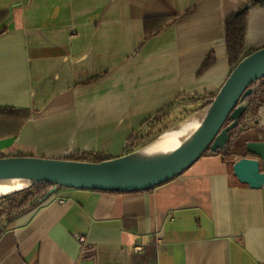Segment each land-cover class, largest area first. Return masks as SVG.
<instances>
[{
	"label": "crops",
	"instance_id": "crops-1",
	"mask_svg": "<svg viewBox=\"0 0 264 264\" xmlns=\"http://www.w3.org/2000/svg\"><path fill=\"white\" fill-rule=\"evenodd\" d=\"M245 5L254 51L264 0H0V154L130 153L152 117L218 91L230 72L224 22ZM256 95L254 126L164 183L57 187L5 223L0 264H264V187L232 175L253 157L245 142L264 140V87Z\"/></svg>",
	"mask_w": 264,
	"mask_h": 264
},
{
	"label": "water",
	"instance_id": "water-1",
	"mask_svg": "<svg viewBox=\"0 0 264 264\" xmlns=\"http://www.w3.org/2000/svg\"><path fill=\"white\" fill-rule=\"evenodd\" d=\"M264 77V46L242 58L229 72L195 133L180 146L160 154L136 157L133 151L101 161H82L28 155L0 157V179H22L27 189L36 183L57 187L92 189L110 192H131L149 189L179 175L205 151L224 148L229 132L244 112L250 85ZM231 122L224 125L226 120ZM244 149L253 157H241L232 163L235 181L252 188L264 187V140L246 141Z\"/></svg>",
	"mask_w": 264,
	"mask_h": 264
},
{
	"label": "trees",
	"instance_id": "trees-1",
	"mask_svg": "<svg viewBox=\"0 0 264 264\" xmlns=\"http://www.w3.org/2000/svg\"><path fill=\"white\" fill-rule=\"evenodd\" d=\"M248 9H249V5L243 6L235 13L229 15L224 22L225 33H226V49L230 64V71L242 58L253 52V51H246L244 47ZM2 29L3 28H0V31ZM210 59L211 58H209V56L206 57V59L201 65V68L209 64ZM210 62H212V59ZM250 87H252V91L246 97L247 105L244 112L239 117L236 126L229 132V140L227 141L225 147L219 148L216 152L225 149L232 142L235 133L237 132V130H240L239 127L243 126L244 121L247 118H249L251 114L254 113L255 108L258 104V96L256 94H259V92H261L262 88L264 87V77L254 81L250 85ZM215 94L209 93V94H203L202 96L194 95L190 99L199 100L201 98H207L208 102L206 105H208L212 101ZM230 122L231 120L227 119L224 125H227ZM231 153L232 152H229L228 154ZM2 156L4 155L0 154V157ZM70 159L82 160V161L87 160V158L83 155H74L70 157ZM52 186L53 185L51 183H46V182L36 183L31 185L27 189L19 190L5 197H1L0 198V233L5 228V223L8 220L13 218L17 214H20L34 207L39 201H41L44 198V196L51 189Z\"/></svg>",
	"mask_w": 264,
	"mask_h": 264
},
{
	"label": "bare ground",
	"instance_id": "bare-ground-1",
	"mask_svg": "<svg viewBox=\"0 0 264 264\" xmlns=\"http://www.w3.org/2000/svg\"><path fill=\"white\" fill-rule=\"evenodd\" d=\"M205 111L206 108L196 112L189 119L179 122L170 130L161 133L155 140L138 149L134 156H152L180 146L195 133L205 115ZM26 185L27 182L22 179H0V196L24 188Z\"/></svg>",
	"mask_w": 264,
	"mask_h": 264
},
{
	"label": "rangeland",
	"instance_id": "rangeland-1",
	"mask_svg": "<svg viewBox=\"0 0 264 264\" xmlns=\"http://www.w3.org/2000/svg\"><path fill=\"white\" fill-rule=\"evenodd\" d=\"M188 100V105L186 103V100L181 101L176 103V105L165 108L156 116L152 117L145 139L135 146L131 145L127 150L133 152L144 147L145 145L155 140L161 133L170 130L179 122L189 119L196 112L202 111L204 108H206V104L208 102L207 98H201L199 100ZM258 100H260L259 97ZM253 115L254 113L244 121V126H246V128L254 126L255 121Z\"/></svg>",
	"mask_w": 264,
	"mask_h": 264
},
{
	"label": "built area",
	"instance_id": "built-area-1",
	"mask_svg": "<svg viewBox=\"0 0 264 264\" xmlns=\"http://www.w3.org/2000/svg\"><path fill=\"white\" fill-rule=\"evenodd\" d=\"M58 202H59V203H63V200H62V199H59ZM78 241H79L80 243H83V242L85 241L84 236L79 235V236H78ZM135 249L139 251V250H141V246H140V245H137V246L135 247Z\"/></svg>",
	"mask_w": 264,
	"mask_h": 264
}]
</instances>
